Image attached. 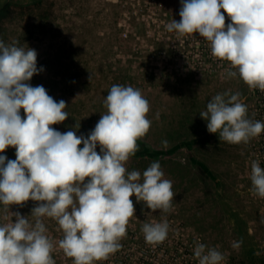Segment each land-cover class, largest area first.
I'll use <instances>...</instances> for the list:
<instances>
[{
	"label": "rangeland",
	"instance_id": "374dc122",
	"mask_svg": "<svg viewBox=\"0 0 264 264\" xmlns=\"http://www.w3.org/2000/svg\"><path fill=\"white\" fill-rule=\"evenodd\" d=\"M180 6V0H0V41L34 49L43 71L28 83L42 85L68 105V118L52 127L87 137L106 112L103 102L111 86L130 85L150 104L151 127L141 139L159 149L197 140L194 157L216 177L212 180L193 164L186 149L162 159L131 157L126 168L141 174L159 161L177 195L167 213L151 212L130 197L135 213L122 247L94 264H198L197 242L217 248L222 264H264V198L250 191L251 162L258 160L264 168V132L247 144H229L219 133L210 134L200 117L215 95L227 91L241 94L248 118L264 122V92L250 89L239 76L225 79L228 62L213 57L210 44L198 34L180 37L167 31L168 22L179 21ZM0 155L14 160L15 148ZM35 206L28 201L9 210L29 216ZM3 208L0 204V224L7 222ZM42 219L56 264H73L58 247L63 238L58 223ZM164 219L167 238L146 243L142 224ZM241 239L243 244L234 248Z\"/></svg>",
	"mask_w": 264,
	"mask_h": 264
},
{
	"label": "clouds",
	"instance_id": "9594fccd",
	"mask_svg": "<svg viewBox=\"0 0 264 264\" xmlns=\"http://www.w3.org/2000/svg\"><path fill=\"white\" fill-rule=\"evenodd\" d=\"M180 4V19L168 22L167 31L180 37L198 34L210 44L213 57L228 62L225 79L239 76L250 89L264 92V0ZM18 44L0 41V153L11 147L16 157L0 155V204L7 221L0 224V264H56L44 217L58 223L63 232L58 247L73 264L107 260L122 247L134 216L130 197L151 212L167 213L177 195L159 161L142 174L125 166L139 150L137 141L150 130V104L139 89L113 84L104 98L106 112L87 137L74 130L60 132L52 126L68 118V105L42 85L28 83L43 68H37L34 49ZM247 112L241 94L226 91L215 95L200 117L210 134L238 145L264 132V122L248 118ZM250 180L253 195L264 198V168L258 160L251 162ZM28 201L36 202L29 215L32 222L9 210ZM141 231L146 243L158 244L167 238L169 224L166 219L145 222ZM242 244L241 239L232 246ZM194 256L198 264L224 260L217 248L199 242Z\"/></svg>",
	"mask_w": 264,
	"mask_h": 264
},
{
	"label": "trees",
	"instance_id": "16d2710c",
	"mask_svg": "<svg viewBox=\"0 0 264 264\" xmlns=\"http://www.w3.org/2000/svg\"><path fill=\"white\" fill-rule=\"evenodd\" d=\"M207 141V138H204L202 142ZM197 142V140H183L175 145L171 146L168 149H159L155 148L152 145H150L148 142L139 139L137 141L139 150L136 152V154L133 156L134 158H150V159H162L167 156H172L175 154L178 150L186 149L189 151V157L193 164H196L202 168V170L212 179L216 180L215 175L210 171V169L207 167L206 164L203 162L197 160L193 153L192 148L193 145ZM81 145L80 147H82Z\"/></svg>",
	"mask_w": 264,
	"mask_h": 264
}]
</instances>
